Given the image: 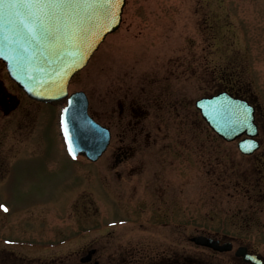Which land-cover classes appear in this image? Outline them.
I'll list each match as a JSON object with an SVG mask.
<instances>
[{
    "label": "rangeland",
    "instance_id": "obj_1",
    "mask_svg": "<svg viewBox=\"0 0 264 264\" xmlns=\"http://www.w3.org/2000/svg\"><path fill=\"white\" fill-rule=\"evenodd\" d=\"M227 78L240 84L259 107L258 140L264 143V0H127L120 28L105 39L69 91H84L90 113L102 123L120 102L136 103L149 112L154 93L171 86L193 104L224 90V85L217 91L214 87ZM0 83L21 99L9 116L0 109V158L6 170L11 166L8 192H0V201L9 209L5 212L0 203V249L50 261L74 257L89 242L101 247L108 231L114 237L129 233L131 238H148V233L125 232L121 219L132 217L133 208L123 205L124 197L104 190L108 184L119 187L114 172L112 180L92 179L85 175L84 161L68 154L60 124L64 104L28 99L1 62ZM205 128L207 142L213 137L223 142ZM229 146L236 151L235 144ZM261 152L264 145L256 155ZM237 157L240 168L246 159L240 152ZM258 169L262 172L257 177L264 180V159ZM189 192V200L196 199L195 190ZM139 195L142 198L140 189ZM236 200L241 198L223 196L219 202L206 193V228L242 238L260 236L261 231L236 228L238 220L230 213H238ZM85 205L92 210L86 211ZM214 207H221L222 215ZM218 219L225 225L213 227Z\"/></svg>",
    "mask_w": 264,
    "mask_h": 264
},
{
    "label": "flooded vegetation",
    "instance_id": "obj_2",
    "mask_svg": "<svg viewBox=\"0 0 264 264\" xmlns=\"http://www.w3.org/2000/svg\"><path fill=\"white\" fill-rule=\"evenodd\" d=\"M226 80L217 84L214 91L224 85L219 92L250 101L238 88L240 84H233L232 78ZM180 92L167 86L154 93L149 112L136 103L120 102L118 109L109 110L102 122L111 133L106 152L95 163L83 158L85 175L92 179L97 176L100 181L101 177L112 180L114 172L119 187L108 184L104 190L124 197L123 205L133 208L132 217L121 219L134 222L124 228L125 232L148 233V238H131L129 233L114 237L108 231L101 247L98 242H89L74 257L50 261L0 249V264H264V180L257 177V172H262L258 167L264 153L256 155L264 143L252 156H243L246 160L239 168L237 145L217 142L214 137L207 142L205 121L196 108L198 99L191 104L193 100ZM16 101L14 93L0 83V105L7 107ZM233 144L236 151L227 147ZM10 168L6 170L4 159L0 158L2 193L8 192ZM190 188L195 190L197 202L189 200ZM206 193L217 197L219 202L223 196L241 198L235 202L240 205L238 213L230 212L238 220L236 228L261 231L260 236L242 238L236 232L206 228L203 203ZM221 207L214 209L222 215ZM91 208L84 206L86 211ZM218 221L213 227L225 225V221Z\"/></svg>",
    "mask_w": 264,
    "mask_h": 264
},
{
    "label": "water",
    "instance_id": "obj_3",
    "mask_svg": "<svg viewBox=\"0 0 264 264\" xmlns=\"http://www.w3.org/2000/svg\"><path fill=\"white\" fill-rule=\"evenodd\" d=\"M37 2L0 3V60L29 97L58 103L68 97L71 79L86 67L105 38L119 29L126 0H51L61 6H28ZM17 105L4 109L5 113ZM197 107L223 139L234 141L247 135L241 150L248 154L257 148L253 139L258 135L255 108L247 102L220 94L199 101ZM87 111L86 95H71L62 116L63 131L73 156L96 161L106 150L110 134Z\"/></svg>",
    "mask_w": 264,
    "mask_h": 264
},
{
    "label": "snow or ice",
    "instance_id": "obj_4",
    "mask_svg": "<svg viewBox=\"0 0 264 264\" xmlns=\"http://www.w3.org/2000/svg\"><path fill=\"white\" fill-rule=\"evenodd\" d=\"M0 3H3V0H0ZM11 6V5H10ZM29 7H36L40 9L44 8H50V7H60V4L52 3L51 0H48V2H45V0H39V2L28 5ZM67 111V110H65ZM66 138H67V132H66ZM69 152H72L71 145L69 146ZM4 211H7V209H4Z\"/></svg>",
    "mask_w": 264,
    "mask_h": 264
}]
</instances>
